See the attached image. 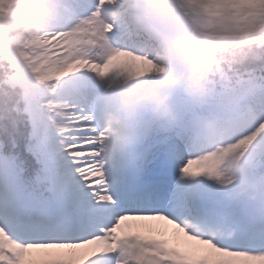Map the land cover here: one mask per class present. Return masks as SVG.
Wrapping results in <instances>:
<instances>
[{"label":"snow or ice","instance_id":"obj_1","mask_svg":"<svg viewBox=\"0 0 264 264\" xmlns=\"http://www.w3.org/2000/svg\"><path fill=\"white\" fill-rule=\"evenodd\" d=\"M177 33L230 50L208 102L118 149L96 82L187 74ZM0 264H264V0H0Z\"/></svg>","mask_w":264,"mask_h":264},{"label":"clouds","instance_id":"obj_2","mask_svg":"<svg viewBox=\"0 0 264 264\" xmlns=\"http://www.w3.org/2000/svg\"><path fill=\"white\" fill-rule=\"evenodd\" d=\"M202 46V38L198 35L187 37L182 33L174 34L156 46L155 55L161 62L170 69L178 61L183 62L189 69L187 74L170 71L167 76L150 80L115 84L96 82L98 93L93 102L97 106L101 127L109 143L118 149L131 148L134 145L136 125L144 114H150L161 121L171 119L178 92L183 94L189 104L208 102L210 86L219 77L230 56V50L224 44H217L208 75L201 77Z\"/></svg>","mask_w":264,"mask_h":264},{"label":"rangeland","instance_id":"obj_3","mask_svg":"<svg viewBox=\"0 0 264 264\" xmlns=\"http://www.w3.org/2000/svg\"><path fill=\"white\" fill-rule=\"evenodd\" d=\"M97 93H98V89H96V90H95V93H94V95H97Z\"/></svg>","mask_w":264,"mask_h":264}]
</instances>
